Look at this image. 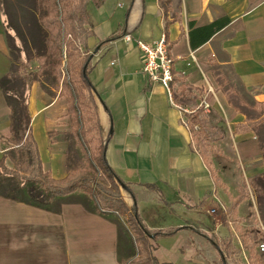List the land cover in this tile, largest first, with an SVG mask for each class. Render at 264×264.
<instances>
[{"label": "crops", "instance_id": "obj_1", "mask_svg": "<svg viewBox=\"0 0 264 264\" xmlns=\"http://www.w3.org/2000/svg\"><path fill=\"white\" fill-rule=\"evenodd\" d=\"M167 6V25L158 0H108L100 8L92 4L87 7L89 25L95 33L87 41L89 80L104 105H98L102 130L110 134L106 160L130 186L133 199L125 196V201L135 204L150 231L177 230L153 242L160 264H236L231 258L224 260L221 246L218 249L199 232L218 242L230 239L242 250L236 261L249 264L241 233L251 226L264 233L263 197L258 192L237 196L238 229L230 217L223 224L221 213H216V218L209 213L204 198L216 197L218 188L190 147V133L176 106L187 113L202 108L209 124L221 121L232 145V155L222 150L226 159L243 162L245 179L250 183L264 176L258 139L264 135V123L245 130L239 127L254 120L229 103L217 81L223 69L228 81L244 91L252 103H264V0H170ZM221 18L229 23L207 39L200 28ZM119 32L120 38L103 43ZM125 35L132 41L126 42ZM162 36L175 77L182 78L170 86L171 98L165 88L150 84L142 73L143 57L136 46L137 40L154 44ZM11 65L8 32L0 20V79ZM27 103L42 169L61 179L66 175L68 144L64 137L69 129L64 98L58 91L53 97L47 95L38 82H33L27 90ZM202 104H207V109ZM9 115L0 90V159L9 150L4 142L10 137ZM210 127L217 128L214 124ZM219 177L229 193L235 191L232 176L224 172ZM226 196L228 207L231 200ZM246 208L254 215L255 224H245ZM116 240V226L90 213L81 203H64L56 213L0 196V264H105L106 255L107 259L112 257L113 264H119ZM257 253L255 264H264V253L258 248Z\"/></svg>", "mask_w": 264, "mask_h": 264}, {"label": "trees", "instance_id": "obj_2", "mask_svg": "<svg viewBox=\"0 0 264 264\" xmlns=\"http://www.w3.org/2000/svg\"><path fill=\"white\" fill-rule=\"evenodd\" d=\"M107 1L36 0L37 20L43 41V49L35 58L36 70L35 72L23 70L20 76V70L16 74L17 69L10 68V71L0 79V90L10 109V137L4 139L9 150L0 159V196L56 213L64 203H81L90 213L113 223L118 229L121 228L127 241L129 239L134 241L137 256L132 258L133 255L129 254L125 255V259L118 258L119 264H126V260L130 258L132 259L127 264H160L154 255L153 242L160 237H169L177 230L150 231L140 218L135 204H128L125 201V196L133 199V194L130 186L119 178L106 160V146L110 134H104L98 115V105H104L89 80L91 54H88L87 41L95 33L89 25L87 7L92 4L94 8H100ZM169 1L158 0L164 14L165 25L169 23L166 20ZM228 23L227 18H221L200 29L209 39ZM121 36L122 32L114 33L103 43H110ZM167 48L169 50V47ZM9 52L10 56L11 53L16 55L14 60L17 61L21 51L15 48L11 52L9 46ZM27 59L23 65L29 69L31 67ZM172 75L170 86L182 81L181 77H175L173 69ZM18 79L21 80L20 89L14 86ZM33 82H38L47 95L53 97L58 91L59 96L64 98L69 119V129L64 140L68 145L73 141L82 153L81 166H74L71 151L67 146L66 175L61 179L52 178L41 166L27 103V90ZM262 106L264 107V103ZM184 117L185 126L191 137L190 147L202 159L216 187L226 193L214 167V159L223 155L215 143L221 141L223 135L206 127L207 116L202 108H196L184 114ZM257 122H264V111ZM252 123L247 120L239 127L245 130L248 124ZM7 161L11 163V167L7 165ZM263 180L264 176L258 178L256 182L260 185L264 183ZM144 187L157 190L153 185ZM229 200L231 204L221 215L222 223L227 224L230 217L234 227L238 229L237 222L240 219L235 214V208L240 198L229 197ZM202 204L203 201L198 206L201 207ZM118 218L123 221L126 230L120 225ZM199 233L218 249L221 246L225 252L224 260L231 258L233 263L239 264L236 260L242 250L236 248L230 239L218 242L207 233ZM241 234L242 249L247 254L248 263L255 264L259 259L257 248L264 243V233L258 227L251 226ZM116 250L117 253L120 250L126 254L128 252L119 233Z\"/></svg>", "mask_w": 264, "mask_h": 264}, {"label": "rangeland", "instance_id": "obj_3", "mask_svg": "<svg viewBox=\"0 0 264 264\" xmlns=\"http://www.w3.org/2000/svg\"><path fill=\"white\" fill-rule=\"evenodd\" d=\"M1 15L3 18L1 19ZM0 20L4 21L6 30L8 32V44L11 48V52L13 49H18L21 51V53L18 55L17 61L14 60V54L11 53L12 56V66L11 69L20 70V73L17 72L16 74H20L21 71L26 70L27 72H35L36 70V56L38 55L39 51L43 49V41L42 37L40 35L38 20H37V4L36 0H0ZM25 51V52H24ZM18 52V51H17ZM28 57V59H27ZM25 59L29 60L30 67L27 69L23 62ZM25 67V68H24ZM221 79H218V83L220 85L221 91L224 92V94L228 97L229 103L234 106L237 110L243 111L246 113L251 119L254 120L253 123L249 126L256 128L257 125L264 123V122H257L259 118L262 116V113L264 111V107L262 105H257L255 103H252L250 99L247 97L246 93L238 88V86L235 83H230L228 79L226 78L227 74L224 72L223 69L220 70ZM26 73V72H25ZM14 86L17 89L21 88V80H16L14 82ZM168 95V94H167ZM169 97V96H168ZM186 108H190L187 107ZM185 122L186 118L183 116ZM208 121V120H207ZM205 122L206 127H210V124H214L217 128L210 127L213 130H217L220 133H223V139L219 142H216L215 145L222 151L225 149L228 153V155H232V145L230 140L229 131L227 128L224 127L221 121H211L209 124L208 122ZM252 122V121H250ZM264 127V126H263ZM231 132L233 133L232 129ZM36 134L39 138L40 134L38 133V128L36 127ZM259 139L261 148H262V155L264 160V135ZM68 144V143H67ZM68 148L71 151V156L73 159V165L74 166H81V159H82V153L79 151V149L74 145L73 141L69 145H67ZM223 153V151H222ZM224 154V153H223ZM227 155V157H228ZM226 155H222L221 157L214 159V165L216 167L217 173L221 176L224 174V172H227V174L230 175L231 179L235 181V191H232L229 193L228 187L226 184L223 185V188L228 192H223L221 188H218L215 192L216 197L208 196L204 201L205 208L209 210V208H214L215 213L223 214L226 212V195L236 196V198L241 197L242 194H245L247 197L248 195H253L252 193L258 192L259 195L263 197L264 200V183H261L260 185L257 184V182L250 183V181L245 179L244 175V163L243 162H237V160H229L226 159ZM228 161V163L226 162ZM9 166L11 167V163H9ZM226 167V168H224ZM257 181V180H256ZM262 181V180H261ZM264 181V180H263ZM253 189V190H252ZM232 190V189H231ZM218 193V195H217ZM214 194V195H215ZM221 194V196H220ZM238 196V197H237ZM203 208V207H202ZM244 221L246 225H251L256 223V219L254 218V215L252 214L251 210L249 208H246L244 211ZM145 216V214H143ZM167 219L170 217L167 215ZM262 219L264 220V215H261ZM118 221L120 225L126 230V227L120 218H118ZM115 226V225H114ZM116 232L119 233V236L123 239L124 243L126 244L128 248V252L120 250L117 253L116 250V256L117 259H125V255L132 254V258L134 256H137V250L136 246L134 244V241L129 239L127 241L125 239V235L123 231L118 229L116 227ZM154 246V244H153ZM167 246V244H166ZM108 248V245L106 246ZM116 249H117V240H116ZM130 258V259H132ZM243 261L245 256L242 257ZM126 260V264L130 260ZM264 261V257H263ZM112 257H108L106 255V263L105 264H113Z\"/></svg>", "mask_w": 264, "mask_h": 264}, {"label": "built area", "instance_id": "obj_4", "mask_svg": "<svg viewBox=\"0 0 264 264\" xmlns=\"http://www.w3.org/2000/svg\"><path fill=\"white\" fill-rule=\"evenodd\" d=\"M123 38L126 42L132 41L129 35H125ZM136 46L143 57L142 73L147 77L150 84H159L165 88L168 96L171 98L170 83L173 78V60L168 53L164 36L154 44L137 40ZM176 107L180 114H182V122L185 124L183 115L186 114L187 111L178 106ZM202 107L207 109L208 106L207 104H202ZM209 213L216 218L214 210H210ZM258 251L264 253V243L258 246Z\"/></svg>", "mask_w": 264, "mask_h": 264}, {"label": "bare ground", "instance_id": "obj_5", "mask_svg": "<svg viewBox=\"0 0 264 264\" xmlns=\"http://www.w3.org/2000/svg\"><path fill=\"white\" fill-rule=\"evenodd\" d=\"M263 237V236H262ZM263 241V240H262Z\"/></svg>", "mask_w": 264, "mask_h": 264}]
</instances>
